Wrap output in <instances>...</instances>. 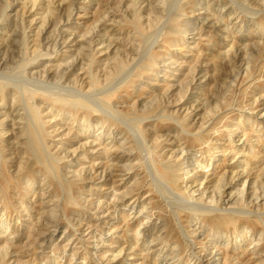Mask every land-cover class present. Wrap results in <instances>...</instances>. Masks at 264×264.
<instances>
[{
    "label": "rangeland",
    "instance_id": "rangeland-1",
    "mask_svg": "<svg viewBox=\"0 0 264 264\" xmlns=\"http://www.w3.org/2000/svg\"><path fill=\"white\" fill-rule=\"evenodd\" d=\"M0 264H264V0H0Z\"/></svg>",
    "mask_w": 264,
    "mask_h": 264
},
{
    "label": "bare ground",
    "instance_id": "bare-ground-1",
    "mask_svg": "<svg viewBox=\"0 0 264 264\" xmlns=\"http://www.w3.org/2000/svg\"><path fill=\"white\" fill-rule=\"evenodd\" d=\"M164 1V0H163ZM168 1V0H167ZM165 8V7H164ZM162 10V9H161ZM166 10V9H165ZM258 12V11H257ZM166 16V15H165ZM167 28V27H166ZM159 36V35H158ZM23 37V36H22ZM25 40V39H24ZM104 43V42H103ZM88 55V54H87ZM4 61H6V60H4ZM36 61V60H35ZM5 64V63H4ZM37 73V72H36ZM36 75V74H35ZM32 76V75H31ZM127 76V75H126ZM33 77V76H32ZM45 81V80H44ZM13 82V81H12ZM35 84V83H34ZM33 85V84H32ZM55 85V84H54ZM57 85H58V83H57ZM18 86V85H17ZM43 86V85H42ZM18 88H20V87H18ZM65 90H66V88H65ZM56 91V90H55ZM58 92V91H57ZM75 94V93H74ZM63 101V100H62ZM90 102V101H89ZM106 109V108H105ZM105 111V110H104ZM109 111V110H108ZM107 112V111H106ZM109 113V112H108ZM28 116V115H27ZM38 112L37 111H35L34 112V117H36V119L38 118ZM113 116V115H112ZM27 118V117H26ZM32 117H30V119H31ZM142 119V118H141ZM149 119V118H148ZM144 120V119H143ZM145 120H146V118H145ZM85 126V125H84ZM29 134V133H28ZM142 136V135H141ZM135 137V136H134ZM137 138V137H136ZM30 141V140H29ZM142 144H144V143H142ZM106 149V148H105ZM46 151V150H45ZM33 156V155H32ZM35 157V156H34ZM103 173H105V172H103ZM244 175V174H243ZM245 183H247V182H245ZM197 191V190H196ZM215 196V195H214ZM215 198V197H214ZM183 200H184V198H183ZM257 200V199H256ZM190 202H193V201H190ZM169 204V203H168ZM193 204V203H192ZM199 207V206H198ZM203 208V207H202ZM207 208V207H206ZM199 209V208H198ZM194 212V211H193ZM193 248V247H192Z\"/></svg>",
    "mask_w": 264,
    "mask_h": 264
}]
</instances>
